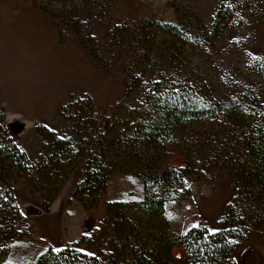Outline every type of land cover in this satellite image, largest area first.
<instances>
[{
	"label": "trees",
	"instance_id": "16d2710c",
	"mask_svg": "<svg viewBox=\"0 0 264 264\" xmlns=\"http://www.w3.org/2000/svg\"><path fill=\"white\" fill-rule=\"evenodd\" d=\"M50 1L42 9L81 35L93 0H59L55 6ZM240 5L253 18L264 19V0H240ZM236 18L235 7L221 4L211 27L200 20L190 26L154 19L134 28L113 26L107 32L110 43L123 38L136 43L120 98L100 118L91 97H72L58 111L57 129L35 126L37 152L31 160L0 112V264H11L10 245L21 235L24 216L17 194L27 192L47 212L79 166L72 198L84 210L98 206L116 174L138 178L143 195L109 200L88 235L58 251L47 247L35 264H237L236 250L248 233L264 232V115L237 99L227 104L216 98L213 82L196 75L191 53L205 41L214 43ZM227 127L238 132L242 151L232 169L235 193L215 223L217 231L202 226L171 230L165 204L185 197L187 176L216 169L221 153L213 142ZM201 143L209 160L196 156ZM174 154L184 157L183 166L171 162ZM173 248L183 255L177 257Z\"/></svg>",
	"mask_w": 264,
	"mask_h": 264
},
{
	"label": "rangeland",
	"instance_id": "374dc122",
	"mask_svg": "<svg viewBox=\"0 0 264 264\" xmlns=\"http://www.w3.org/2000/svg\"><path fill=\"white\" fill-rule=\"evenodd\" d=\"M46 1L0 0V112L9 134L30 160L37 152L35 126L57 129L58 111L72 97H91L100 118L120 98L136 43L134 38L110 43L109 29L121 24L134 28L152 19L190 26L200 20L211 27L221 4L235 7L237 18L214 43L205 41L191 49L195 73L213 82L216 98L227 104L237 99L247 110L264 115V19L247 14L240 0H93L82 19L81 35L45 12L41 5ZM50 2L55 6L59 0ZM229 128L213 142L214 150L221 153L216 169L187 176L185 197L165 204L164 217L171 230L193 225L214 229L233 197L232 169L242 144L238 132ZM202 144L196 156L200 161L209 160ZM171 162L183 166L184 157L174 154ZM81 171L79 166L72 172L47 212L27 192L17 194L24 220L19 226L21 235L10 245L9 263L35 264L47 247L56 250L77 244L102 220L107 200H139L143 195L138 178L116 174L98 206L84 210L72 198ZM44 221L49 225L43 227ZM173 253L183 255L180 248H173ZM235 257L237 264H264V232L250 231Z\"/></svg>",
	"mask_w": 264,
	"mask_h": 264
},
{
	"label": "snow or ice",
	"instance_id": "6c2138e0",
	"mask_svg": "<svg viewBox=\"0 0 264 264\" xmlns=\"http://www.w3.org/2000/svg\"><path fill=\"white\" fill-rule=\"evenodd\" d=\"M196 225H193V227H195ZM215 231H217L216 229H210L209 232L210 233H214ZM58 251V249H56ZM89 255H91V253H89Z\"/></svg>",
	"mask_w": 264,
	"mask_h": 264
},
{
	"label": "bare ground",
	"instance_id": "6f19581e",
	"mask_svg": "<svg viewBox=\"0 0 264 264\" xmlns=\"http://www.w3.org/2000/svg\"><path fill=\"white\" fill-rule=\"evenodd\" d=\"M46 221H47V220H46ZM48 221H49V220H48ZM46 223H47V222L44 221V223H43L44 225L42 224V226H43V227L46 226V225H45ZM47 224H48V223H47ZM48 225H49V224H48ZM48 225H47V226H48ZM42 226H41V227H42ZM48 228H49V227H48ZM45 229H47V227H45ZM45 229H44V230H45ZM48 230H49V229H48Z\"/></svg>",
	"mask_w": 264,
	"mask_h": 264
},
{
	"label": "crops",
	"instance_id": "0c3cea01",
	"mask_svg": "<svg viewBox=\"0 0 264 264\" xmlns=\"http://www.w3.org/2000/svg\"><path fill=\"white\" fill-rule=\"evenodd\" d=\"M108 189V184H107V188H106V190ZM111 200V199H110ZM109 200H107V202H108ZM104 206V208H105V206H106V204H104L103 205ZM186 230V229H185ZM184 230H182V231H178V232H183Z\"/></svg>",
	"mask_w": 264,
	"mask_h": 264
}]
</instances>
